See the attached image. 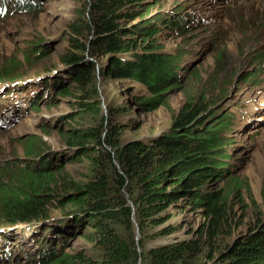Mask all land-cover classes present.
Returning a JSON list of instances; mask_svg holds the SVG:
<instances>
[{
  "label": "trees",
  "instance_id": "trees-1",
  "mask_svg": "<svg viewBox=\"0 0 264 264\" xmlns=\"http://www.w3.org/2000/svg\"><path fill=\"white\" fill-rule=\"evenodd\" d=\"M34 2L22 1L16 8L25 10ZM75 4L69 48L59 58L70 84L58 82L52 88L56 100L75 99L76 112L89 123L58 132L63 146L75 148L68 160L64 154L59 164L53 154L32 159L48 133L42 128L23 142L27 160L21 166L19 161L0 164V230L43 222L57 213L62 218L55 226L42 223L54 244L58 237L81 240L79 253L53 248L28 264H264V206L249 229L239 233L229 192L239 197L241 183L231 178V186H220L228 174L222 148L232 145L226 135L229 116L219 112L217 103L210 104L213 100L193 96L165 132L125 141L124 133L137 122L120 120L131 113L112 101L103 111L100 80H127L147 88L143 96L129 89L133 101L128 97L122 103L137 113L152 112L173 90L177 57L158 52V19L142 13V1ZM125 54L128 59L121 57ZM96 57L104 60L101 66ZM15 72L0 69V78L18 82L28 73ZM71 84L80 94L71 96ZM70 162H81L85 172L71 176L65 168ZM1 253L0 258L11 256L8 250Z\"/></svg>",
  "mask_w": 264,
  "mask_h": 264
},
{
  "label": "rangeland",
  "instance_id": "rangeland-1",
  "mask_svg": "<svg viewBox=\"0 0 264 264\" xmlns=\"http://www.w3.org/2000/svg\"><path fill=\"white\" fill-rule=\"evenodd\" d=\"M75 1L37 0L25 10L10 7L0 14V69L16 71L14 76L28 72L18 82L0 78L3 111L5 115L12 111L8 124L0 128V164L12 165L19 161L21 166L22 160H27L23 142L30 135L41 134L42 128L48 133L36 145L32 159L51 152L68 156L70 152L62 151L63 140L58 134L61 124L64 128H81L89 123L76 112L75 99L57 97L56 100L53 94L56 89L52 88L54 83L67 82V66L59 58L69 48L68 26L76 14ZM138 1H142L143 14L158 19L155 25L158 52L177 57L173 61L177 62L176 72L171 78L175 79L177 74V81L171 80L173 90L177 91L166 93V101L154 111L137 113L136 108L122 102L128 97L133 101L128 95L131 86L141 96L149 93L147 88L122 80H100L101 100L104 105L112 101L115 107L127 106L126 112L131 113V117L124 115L120 120L137 122L124 133L125 141L134 137H156L165 132L174 121L175 113L193 96L202 95L207 101L213 100L210 104L217 103V108L231 109L233 125L227 131L230 136L227 142H232V146L222 148L226 151L223 163L228 165V174L222 177L227 178L220 186H231V178L241 183V195L235 197L236 193L230 191L229 200L237 214L236 222L240 226L237 230L243 233L264 206V105L260 100L264 95V0ZM180 10L199 15L205 21L181 32L177 26L169 27L162 21L167 13ZM178 26L182 27V24L178 23ZM25 55H28V61ZM95 60L99 66L104 62L102 57ZM27 88L33 90L34 95L30 96L28 91L18 95ZM71 88L74 90L71 96L80 94L72 84ZM41 90H50L48 102L37 99ZM224 100L229 101L225 103ZM67 118L73 120L62 121ZM250 120L252 122L247 124ZM65 168L75 178L85 172L81 162L67 163ZM213 184L219 183L215 180ZM57 219L53 215L46 226H55ZM40 224H17L11 229H3L1 237L15 256L9 258L10 263L13 260L20 264L35 262L45 242L48 249L57 247L69 254L81 251V240L76 236L69 240L58 237L55 244L50 236L47 241L50 234Z\"/></svg>",
  "mask_w": 264,
  "mask_h": 264
},
{
  "label": "clouds",
  "instance_id": "clouds-1",
  "mask_svg": "<svg viewBox=\"0 0 264 264\" xmlns=\"http://www.w3.org/2000/svg\"><path fill=\"white\" fill-rule=\"evenodd\" d=\"M12 10H17V8H16V9H12ZM5 13H6V12H5ZM121 57H122L123 59H128V56H123V55H122ZM122 81H127V80H122ZM127 82H129V81H127ZM132 87H133V86H131V88H132ZM41 91H42V94H41L37 99H38L40 102H42V101H47L48 99L50 100V94H49L50 90H47V91L41 90ZM47 92H48V97H47ZM123 97H124V96H123ZM123 97H122V98H123ZM124 98H125V97H124ZM124 98H123V99H124ZM123 99H121V100H123ZM224 102H226V100H224ZM102 108H103V111L105 112V105H104L103 103H102ZM57 118H58V116L56 117L55 121L57 120ZM68 119H69V118L64 119V120H62V121H71V120H68ZM61 126L63 127L62 124H61ZM62 127H61V128H62ZM61 128H60V129H61ZM63 129H65V130H70V129H72V130H73V129H77V127H69V128H64V127H63ZM74 150H75V148H73V147L63 146V148H62V151H63V152H70V153H71V152H74ZM51 154H53L55 157H57V159H56V163H57V164L60 163V160H59V159L63 160V158H62V156H61L62 154H60L59 152H56V153H55V152H51ZM51 154H49V155H51ZM42 155H43V154H41L39 157L41 158ZM68 159H69L68 156L65 157V160H68ZM65 160H64V161H65ZM65 166H66V165H65ZM53 215H55L56 217H58V219H57V221H56L57 223H58V220L62 218V217H61L59 214H57V213H53ZM53 215H52V216H53ZM52 216H51V217H52ZM51 217H50V218H51ZM50 218H49V219H50ZM49 219H48V220H49ZM48 220L43 221V222H40V221H39V222L41 223L40 225H42V223L46 224ZM57 223H56V224H57ZM29 225H30V224H28V226H29ZM74 237H75V236H74ZM70 239H72V238H70ZM66 240H69V239H66Z\"/></svg>",
  "mask_w": 264,
  "mask_h": 264
},
{
  "label": "water",
  "instance_id": "water-1",
  "mask_svg": "<svg viewBox=\"0 0 264 264\" xmlns=\"http://www.w3.org/2000/svg\"><path fill=\"white\" fill-rule=\"evenodd\" d=\"M45 45H46V43H45L43 46H45ZM175 91H177V90H175ZM129 204L132 205L131 202H129ZM136 237H138V234H136ZM137 239H138V238H137Z\"/></svg>",
  "mask_w": 264,
  "mask_h": 264
},
{
  "label": "bare ground",
  "instance_id": "bare-ground-1",
  "mask_svg": "<svg viewBox=\"0 0 264 264\" xmlns=\"http://www.w3.org/2000/svg\"><path fill=\"white\" fill-rule=\"evenodd\" d=\"M36 1H37V0H36ZM15 85H16V84H15ZM3 91H4V89H3ZM13 227H14V226H13ZM27 227H28V226H27ZM5 228H10V229H11L12 227H11V226H9V227H5Z\"/></svg>",
  "mask_w": 264,
  "mask_h": 264
}]
</instances>
